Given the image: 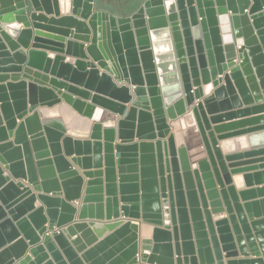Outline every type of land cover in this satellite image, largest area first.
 <instances>
[{
	"label": "water",
	"instance_id": "95a60500",
	"mask_svg": "<svg viewBox=\"0 0 264 264\" xmlns=\"http://www.w3.org/2000/svg\"><path fill=\"white\" fill-rule=\"evenodd\" d=\"M97 1L0 0V264H264V0Z\"/></svg>",
	"mask_w": 264,
	"mask_h": 264
},
{
	"label": "crops",
	"instance_id": "0c3cea01",
	"mask_svg": "<svg viewBox=\"0 0 264 264\" xmlns=\"http://www.w3.org/2000/svg\"><path fill=\"white\" fill-rule=\"evenodd\" d=\"M102 7L103 4L102 3H98V7ZM43 14V12H42ZM100 108V107H99ZM264 113H262L261 115H263ZM40 117L42 119L47 120V122L49 124H52L54 126H58L61 125L62 127L66 128L67 130V134L68 133H72V136L75 138H83L85 137L84 135H87L89 132V128H90V123L91 121L88 120L87 118L81 117L80 115H78L69 105H63V106H56L54 108H46V110L42 113H40ZM251 116H246L245 118H249ZM259 125H264V122H261ZM249 127V126H248ZM260 132H264L263 130H260ZM261 148L263 149L264 146H261ZM261 157H264L261 156ZM261 165L264 166V161L261 162ZM261 175H260V179L251 182L250 186H247L246 189H251V188H257V187H264V167H262L261 169L258 170ZM253 172H248V174H251ZM86 178L83 177V182H86ZM83 194V193H82ZM80 207V201L77 208V211L74 215V221H84L85 223L89 224V223H94L95 221H98L100 223H107L108 221L106 220H96L94 218H90V214H86V218L79 220L78 219V209ZM94 210V209H93ZM94 213V212H92ZM105 213L104 208L102 207V214ZM119 219H124L123 217H119L116 220ZM111 221H115V220H111ZM131 223H135L133 220H131ZM88 230L90 231V236L93 237L92 239V243L90 245H92L93 243H97L98 241H100L104 235H106L107 233H110L112 230H110L109 228H107L105 226V224L103 225L102 229H93L92 226H88ZM76 236H73L71 239H75ZM139 240V239H138ZM86 247H89V245H86ZM141 253V250H140Z\"/></svg>",
	"mask_w": 264,
	"mask_h": 264
},
{
	"label": "flooded vegetation",
	"instance_id": "af4514ba",
	"mask_svg": "<svg viewBox=\"0 0 264 264\" xmlns=\"http://www.w3.org/2000/svg\"><path fill=\"white\" fill-rule=\"evenodd\" d=\"M106 2H103V6L102 7H98V1H97V5L96 7L98 8H103L106 9L110 12H115L116 13V8L117 6H122V5H129L130 3H138V4H134V6H130V8L128 6H126L124 8V13L125 15H129L130 13L136 11L139 7V5L144 1V0H105ZM100 4V3H99Z\"/></svg>",
	"mask_w": 264,
	"mask_h": 264
},
{
	"label": "bare ground",
	"instance_id": "6f19581e",
	"mask_svg": "<svg viewBox=\"0 0 264 264\" xmlns=\"http://www.w3.org/2000/svg\"><path fill=\"white\" fill-rule=\"evenodd\" d=\"M61 1H62V3H63V4H62V7L65 8V4L67 3V0H61ZM43 14H45V13H43ZM61 15H62V14H61Z\"/></svg>",
	"mask_w": 264,
	"mask_h": 264
},
{
	"label": "rangeland",
	"instance_id": "374dc122",
	"mask_svg": "<svg viewBox=\"0 0 264 264\" xmlns=\"http://www.w3.org/2000/svg\"><path fill=\"white\" fill-rule=\"evenodd\" d=\"M102 1H104V0H98V3H101Z\"/></svg>",
	"mask_w": 264,
	"mask_h": 264
}]
</instances>
